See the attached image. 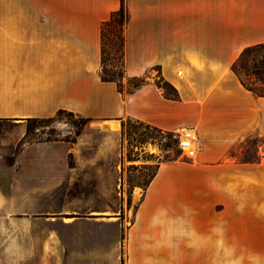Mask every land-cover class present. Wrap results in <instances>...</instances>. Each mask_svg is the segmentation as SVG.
Returning a JSON list of instances; mask_svg holds the SVG:
<instances>
[{"label":"crops","instance_id":"crops-1","mask_svg":"<svg viewBox=\"0 0 264 264\" xmlns=\"http://www.w3.org/2000/svg\"><path fill=\"white\" fill-rule=\"evenodd\" d=\"M121 1L123 79H145L131 91L99 75V27ZM258 43L264 0H0V122L62 110L105 137L123 119L195 136L184 160L156 164L124 221L115 147L113 163L108 147L82 162L76 149L0 131V203H101L49 217L41 243L20 206L0 209V264H264V96L230 69ZM82 165L99 173L79 182Z\"/></svg>","mask_w":264,"mask_h":264},{"label":"rangeland","instance_id":"rangeland-1","mask_svg":"<svg viewBox=\"0 0 264 264\" xmlns=\"http://www.w3.org/2000/svg\"><path fill=\"white\" fill-rule=\"evenodd\" d=\"M254 55L256 54H251V57ZM113 57L114 59H111ZM105 58L107 60H105L102 67L104 71L102 77L108 78L109 74L119 75L120 91H130L134 85L145 80L144 77L123 79V59H116L112 51L106 46ZM261 75L264 78V72ZM245 81L257 91L264 92V79L262 81L263 84L255 81L253 77L245 78ZM159 85L166 94H172L169 87L163 83H159ZM95 122L94 120L62 111L60 113L56 112L50 117L24 120L19 125L2 121L0 122V131L23 132L21 137L23 144L26 142L54 141L64 145L69 152L71 149H76L81 153L80 160L82 162H93L97 148L108 147L109 149L112 146L111 152L107 149L105 161H112L113 163L115 158L112 152L115 147L117 153V211L118 217L125 221L127 220L126 210L128 209L129 217L132 208L135 206V201L140 195V191L152 176L156 164L162 161L184 160L187 157V153L183 151L184 149L179 148L177 135L160 131L144 123L132 119H123L120 123V131L116 134V137H105L101 133H96ZM180 135L178 134V136ZM8 136L6 134L3 140L11 141L12 139ZM66 160L69 167L75 166V163H77V160L71 154H67ZM86 172H88V177L95 172L99 173L93 165L89 168L82 165L77 168L79 182H82L83 179H80L87 174ZM131 194L133 196L129 199ZM17 204V207H15L13 202L0 203V209H5L7 213L9 211L11 213L20 206L22 209L21 216L23 218L29 216L28 220L22 219L23 225L37 226L39 243L46 240L45 227L52 226L49 223V217L60 221L67 210L82 213L84 210H95V207L98 206L99 208L101 205L100 202H88L80 206L81 203L63 200L22 202ZM84 206L85 209L83 208ZM107 211H109L108 208ZM31 217L38 218L35 220L31 219ZM38 253V257L42 256L40 246Z\"/></svg>","mask_w":264,"mask_h":264},{"label":"trees","instance_id":"trees-1","mask_svg":"<svg viewBox=\"0 0 264 264\" xmlns=\"http://www.w3.org/2000/svg\"><path fill=\"white\" fill-rule=\"evenodd\" d=\"M128 19V13L123 5L122 1L119 7L109 14V17L101 22L99 27L100 33V69L99 75L101 79L106 81L115 82L117 89L120 91L119 75L109 74L108 78H103L104 71L102 70L103 64L107 58H105V46L108 47L112 54L117 59H122V47H123V29ZM256 54L251 57V54ZM110 59V58H109ZM111 59H114L111 58ZM231 71L237 77L240 84L247 90L251 91L257 96H264V92L257 91L245 78L253 77L255 81L263 84L262 72H264V43H258L255 45L247 46L241 50L235 61L230 66ZM136 79V77H133ZM142 82L133 86L132 90L138 87ZM162 83V82H161ZM167 87V84L163 83ZM160 86V85H159ZM131 91V90H130ZM166 94V93H165ZM169 95V94H166ZM62 112L58 110L57 113ZM69 113V112H68ZM36 119V118H32ZM29 120V119H27Z\"/></svg>","mask_w":264,"mask_h":264},{"label":"built area","instance_id":"built-area-1","mask_svg":"<svg viewBox=\"0 0 264 264\" xmlns=\"http://www.w3.org/2000/svg\"><path fill=\"white\" fill-rule=\"evenodd\" d=\"M180 134H181L180 136H177L178 146L180 149H184L183 151L185 153L190 154L194 149L195 136L193 133L189 131H182Z\"/></svg>","mask_w":264,"mask_h":264}]
</instances>
